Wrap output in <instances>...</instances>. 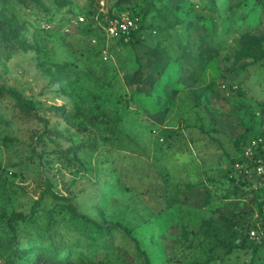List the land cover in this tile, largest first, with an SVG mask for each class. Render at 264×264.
<instances>
[{"label":"rangeland","instance_id":"rangeland-1","mask_svg":"<svg viewBox=\"0 0 264 264\" xmlns=\"http://www.w3.org/2000/svg\"><path fill=\"white\" fill-rule=\"evenodd\" d=\"M262 116L264 0H0V264H264Z\"/></svg>","mask_w":264,"mask_h":264},{"label":"built area","instance_id":"built-area-1","mask_svg":"<svg viewBox=\"0 0 264 264\" xmlns=\"http://www.w3.org/2000/svg\"><path fill=\"white\" fill-rule=\"evenodd\" d=\"M134 28V22L127 13H120L109 17L104 30L110 38L124 37L129 35ZM97 38H92V42L97 44ZM108 50L103 51V56L108 59ZM264 124V116L261 118ZM264 127V125H263ZM231 175L237 176V181L247 183L253 189H264V128L256 136L252 137L244 147L241 160L232 165ZM256 236V232H251Z\"/></svg>","mask_w":264,"mask_h":264},{"label":"trees","instance_id":"trees-1","mask_svg":"<svg viewBox=\"0 0 264 264\" xmlns=\"http://www.w3.org/2000/svg\"><path fill=\"white\" fill-rule=\"evenodd\" d=\"M114 15H117V14H114ZM114 15H112V16H114ZM111 16V17H112ZM261 131H257L255 128H254V126H249L248 127V130H247V133H246V135H245V137L243 138V140H242V142L239 144V146H238V152H237V155L236 156H234V157H232V163H235L236 161H239V160H241V154H242V152H243V150H244V147L248 144V142H249V140L252 138V137H254V136H256L258 133H260ZM231 171V170H230ZM242 186H248V184L247 183H242L241 184ZM85 219V218H84Z\"/></svg>","mask_w":264,"mask_h":264}]
</instances>
